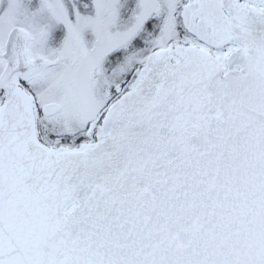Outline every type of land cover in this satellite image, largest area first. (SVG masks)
<instances>
[{
    "label": "snow or ice",
    "instance_id": "1",
    "mask_svg": "<svg viewBox=\"0 0 264 264\" xmlns=\"http://www.w3.org/2000/svg\"><path fill=\"white\" fill-rule=\"evenodd\" d=\"M0 264H264V0H0Z\"/></svg>",
    "mask_w": 264,
    "mask_h": 264
}]
</instances>
